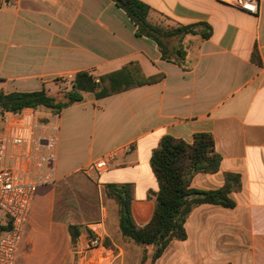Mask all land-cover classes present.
Listing matches in <instances>:
<instances>
[{"label":"crops","instance_id":"0c3cea01","mask_svg":"<svg viewBox=\"0 0 264 264\" xmlns=\"http://www.w3.org/2000/svg\"><path fill=\"white\" fill-rule=\"evenodd\" d=\"M142 1L154 23H206L212 32L174 38L168 46L181 48L184 57L165 59L114 0H19L0 9V89L7 93L58 94L81 72L98 81L132 62L146 76L163 74L100 98L83 91V100L59 112L57 181L38 188L15 264H82L68 225L84 221L58 212L55 193L60 180L80 171L100 186L133 184V216L140 226L148 223L155 206L150 194L159 189L154 149L164 135L192 142L197 132L213 134L222 162L218 172L198 173L191 185L217 189L232 172L240 175L241 189L230 194L234 207L197 206L186 222L188 237L172 240L154 264H264V0L257 13L238 0ZM59 78L70 86L59 88ZM97 140L104 154L94 157ZM102 157L106 171L84 172ZM112 216L119 229L118 208ZM100 218L107 227L104 205L92 221ZM120 255H110L109 264Z\"/></svg>","mask_w":264,"mask_h":264},{"label":"trees","instance_id":"16d2710c","mask_svg":"<svg viewBox=\"0 0 264 264\" xmlns=\"http://www.w3.org/2000/svg\"><path fill=\"white\" fill-rule=\"evenodd\" d=\"M114 1L125 10L135 24L136 34L156 41L165 59H171L174 54L184 57L181 48L170 49L168 46L169 41L174 38L187 34H201L207 38L212 32L211 26L206 23L178 26L154 23L149 18L151 7L142 0ZM202 26L206 27L205 31L199 29ZM171 47L174 46L171 44ZM162 78L163 74L146 76L135 62L101 75L98 81L87 72H81L70 90L58 94L50 93L46 89L8 93L0 89V111L17 112L26 108H45L60 112L83 100V91L94 92L95 96L100 98L138 85L154 83ZM221 162L222 156L216 150L215 139L211 133L197 132L192 142L164 135L151 157V166L159 185L158 191H152L150 194L155 204L154 212L149 222L142 226L137 224L132 211L134 185L131 183L105 185L106 195L117 204L119 231L122 236L144 249L139 264H154L172 240L186 239L188 237L186 222L197 206L203 203L235 206L230 194L241 189L239 174L225 173V184L217 189H199L191 185L198 173L218 172ZM9 228L10 221L0 213V236ZM68 228L78 253L77 243L90 233V230L86 225L73 223H70ZM104 246L109 247V237L104 239ZM149 247H152V252L148 251Z\"/></svg>","mask_w":264,"mask_h":264},{"label":"built area","instance_id":"2783aa9c","mask_svg":"<svg viewBox=\"0 0 264 264\" xmlns=\"http://www.w3.org/2000/svg\"><path fill=\"white\" fill-rule=\"evenodd\" d=\"M19 0H0L6 3ZM242 9L257 13L261 0H238ZM60 114L50 110L26 108L0 111V213L10 228L0 236V264H15L35 194L40 186L57 181ZM131 149L130 147L128 148ZM105 157L95 160L84 172L94 175L108 169ZM90 233L78 242V253L95 264L110 257L104 246L107 236L103 218L86 225Z\"/></svg>","mask_w":264,"mask_h":264},{"label":"rangeland","instance_id":"374dc122","mask_svg":"<svg viewBox=\"0 0 264 264\" xmlns=\"http://www.w3.org/2000/svg\"><path fill=\"white\" fill-rule=\"evenodd\" d=\"M56 83L62 90L70 86L64 78L57 79ZM58 87L55 86V90L58 89ZM40 110L47 111V109L44 108H40ZM102 154H104L102 142L97 140L94 157H98ZM97 181L98 182L91 180L82 171L60 180L55 186L58 212L71 213V215L75 216L72 219L82 220L84 223L81 224L85 225L86 222L100 217L101 207L104 205L107 210L108 218L107 233L109 236V247L113 250V252L109 254V257L110 255L116 256L121 252V255L116 257L113 264H117L118 262V264H139L144 251H141L132 241L124 238L119 229H113L112 215L115 213L117 204L115 200L106 195L105 186L102 184L100 186V180ZM94 261L93 259L89 264H95ZM87 263V259L82 262V264ZM101 264H103L102 261Z\"/></svg>","mask_w":264,"mask_h":264}]
</instances>
